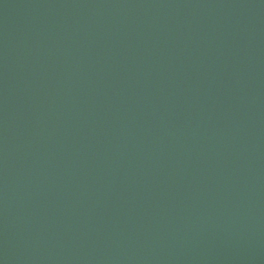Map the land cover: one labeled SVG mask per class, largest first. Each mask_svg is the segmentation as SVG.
<instances>
[{
	"label": "water",
	"instance_id": "1",
	"mask_svg": "<svg viewBox=\"0 0 264 264\" xmlns=\"http://www.w3.org/2000/svg\"><path fill=\"white\" fill-rule=\"evenodd\" d=\"M0 264H264V0H0Z\"/></svg>",
	"mask_w": 264,
	"mask_h": 264
}]
</instances>
